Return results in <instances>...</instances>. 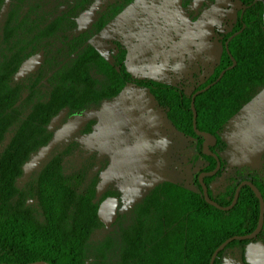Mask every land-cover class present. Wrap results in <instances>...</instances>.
Instances as JSON below:
<instances>
[{"label": "trees", "instance_id": "obj_1", "mask_svg": "<svg viewBox=\"0 0 264 264\" xmlns=\"http://www.w3.org/2000/svg\"><path fill=\"white\" fill-rule=\"evenodd\" d=\"M135 1L0 0V263L210 264L223 242L256 229L259 200L247 186L227 212L207 204L198 181L200 193L164 181L133 206L114 193L98 198L108 163L80 137L92 133V113L129 85L146 90L171 127L197 141L198 154L208 163L202 172L214 170L216 160L203 154V138L195 133L192 95L215 81L232 58L236 61L195 99L197 128L216 137L212 151L219 155L225 126L264 92V0H238L242 9L232 29L221 35L220 60L191 95L178 86L135 78L119 42L113 64L89 44ZM216 1L205 0L197 12L193 0H181V5L195 22ZM96 3L94 18L79 29L76 20ZM242 29L229 41L228 54L226 42ZM32 60L35 65L22 72ZM220 174L204 179L219 205L230 206L245 180L264 197L263 182L249 178L233 180L223 196L214 197L210 186ZM110 196L120 203L118 220L107 229L98 208ZM252 242L264 243V229L255 240L231 242L215 264L234 246L241 248L243 264H249L246 249Z\"/></svg>", "mask_w": 264, "mask_h": 264}, {"label": "rangeland", "instance_id": "obj_2", "mask_svg": "<svg viewBox=\"0 0 264 264\" xmlns=\"http://www.w3.org/2000/svg\"><path fill=\"white\" fill-rule=\"evenodd\" d=\"M160 1L140 0V5L135 2L116 22L105 28L93 41V45L112 62L115 53L114 41H121L125 45L129 40V45L137 46L138 39L141 38L140 34L158 28L154 27V18L151 15L162 14L168 8L171 9L168 12L176 17V25L180 27L176 30L174 38L176 42L180 41L177 52L168 53L165 48L157 54L154 52L141 54L143 52L134 53L133 49L137 50L134 46L130 47L131 50L128 52L127 64L133 70V76L140 79L137 71L140 65H145L142 63L143 59H148L151 63L154 60L171 59V66L162 73L165 77L160 81L176 85L191 95L210 77L214 66L205 75L195 72V68L187 75H185L186 70L180 72L177 69L178 65L181 67L191 63L189 58L179 53V47L185 45V30L182 25L186 16L179 8L178 0ZM149 4L150 8L146 10ZM240 9V5H233L230 2L220 9V16L226 12V17L220 18V24L215 29V38L221 45V35L232 28ZM125 15L129 18L127 19ZM146 49H149V45ZM151 63L147 65H153ZM172 65H175V70ZM140 114H145L147 118L154 117L150 122L147 120L149 124L144 128L151 131V134L146 135V132L142 131ZM96 117L99 125L94 127L91 135L80 137V141L88 149L96 150L100 161L108 163L101 174L98 187L99 199L108 193H114L133 206L152 187L164 181L183 185L200 193L197 178L208 163L199 156L197 141L175 132L147 91L129 85L111 103L104 104ZM78 122L81 125L84 121L81 118ZM220 135L224 146L218 150V153L224 162V167L220 176L210 186L214 197L223 196L228 184L233 180L241 181L249 178L260 180L264 184V92L232 119ZM219 264H243L241 248L234 246L226 250Z\"/></svg>", "mask_w": 264, "mask_h": 264}, {"label": "crops", "instance_id": "obj_3", "mask_svg": "<svg viewBox=\"0 0 264 264\" xmlns=\"http://www.w3.org/2000/svg\"><path fill=\"white\" fill-rule=\"evenodd\" d=\"M135 2L139 4L140 0H136ZM159 2L161 1L159 0ZM178 2H179V8L182 10L180 0H178ZM227 2H230L233 5L236 4L237 6L240 5L242 9V5L238 0H217L216 3L209 10L204 12V14H202V16L195 23L192 22L185 14L186 19H183V25H182L185 30L184 32L185 45L179 47V53L189 58L188 60L191 63L190 65H183L181 67H179L178 65L177 69L180 72L186 70L185 75H187L192 72L193 68H195V72L198 71L199 74L205 75V73L208 74V70L214 66L211 71V74L213 73V70L215 66L218 64L223 51V45H221L219 41L215 38V29L216 26L218 27V25L220 24V18L222 16L223 18L226 17V12L222 16H220V9L224 8V4H226ZM169 10L171 11V9L168 8V10H166L162 14L157 13L151 15L154 18L153 19V22L155 23L154 27H158V28L149 31L143 30L144 32L140 34L141 38L138 39L139 42L137 46L133 44L129 45L130 44L129 40H127L125 42L127 51L129 52L131 50L130 47L133 48L134 46H136L137 50L135 51V49H133L134 53L143 52L141 54H146V53L154 52L157 54V52H160L162 49L164 51L165 48L167 49L168 53L171 52L176 53L178 43L180 41L176 42L174 38L176 37L175 35L176 30H178L180 27L176 25L177 19L176 17L172 16L173 15L172 13L168 12ZM125 17H127V19L129 18V16L127 15H125ZM229 31H227L226 33H228ZM148 45H149V49H146ZM218 49H220V51H218ZM127 63H128V55L126 58V65L129 72L132 73L133 70L128 66ZM142 63H144L145 65H140V68H138L139 70L137 71V75H139L140 78H148V79H154L156 81L157 80L160 81L164 79L165 76L162 75V73L166 72V70L169 69V66H171L172 64V60L171 59L168 61L164 59L163 61L154 60L151 63L149 62L148 59H143ZM148 63L149 64L151 63L153 65H147ZM172 68L173 70H175V65H172ZM149 97L152 98L151 96ZM140 120L142 121V126H143L142 131L146 132V135L148 133L151 134L150 131H147L144 128L146 124H149L148 121L150 122V120H154V117L147 118L145 114H142L140 115ZM147 137L149 138V136Z\"/></svg>", "mask_w": 264, "mask_h": 264}, {"label": "water", "instance_id": "obj_4", "mask_svg": "<svg viewBox=\"0 0 264 264\" xmlns=\"http://www.w3.org/2000/svg\"><path fill=\"white\" fill-rule=\"evenodd\" d=\"M204 1L205 0H193L192 10L197 12L204 4ZM96 8H97V3L88 12H85L79 16V18L77 19V24L79 26V29H81L86 23H88L94 18ZM242 31L243 29L235 33L234 35H232L229 38V40L226 42L225 46H226V50L228 54H230L229 47H228L229 41H231L233 38H235L240 33H242ZM232 61H233V64L230 65L227 69L223 70L215 81H213L211 84H209L205 88L196 91L192 95L191 107L193 111V125H194L195 133L198 136L203 138V154L206 156L213 157L216 160L215 169L210 172H202L198 177V182L200 186L202 187L203 195H204V198L207 204L217 208L218 210L226 211V212L232 210L235 207V205L238 202L239 195H240L242 188L245 186L250 187L259 200L260 216H259L257 227L252 233L248 235H244V236H234V237L227 239L225 242H223L212 255L210 264H215V260L219 252L223 251L231 242L236 241V240H240V241L255 240L257 239L258 235L264 229V197L261 191L252 181L245 180L240 183V185L236 189L234 199L231 205L228 207H223L219 205L216 201L210 198L209 193H208V187L204 182V179L206 177H214L221 171L222 161H221L220 156L217 153L212 151V148L215 147L217 143L216 137L210 133L202 132L197 128V111L195 108V99L198 95L205 93L212 86L220 82V80L223 78L226 72L228 70L233 69L236 66L237 63L233 58H232ZM33 63L34 61H31L28 64L24 65V67L22 68V72L30 70L33 67L32 65ZM81 118H82L81 116L78 117V119H81ZM54 145L55 143L52 144L50 147H48L46 151L41 153L39 157H37V159L33 162V164L36 165L43 158H45V156L48 154V152ZM118 209H119V199L116 197H108L100 203L99 208H98V218L101 221V223L105 225L107 229L111 228V226L118 220ZM246 260L249 264H264V243H261V242L250 243L246 249ZM0 264H7V263H0ZM31 264H46V263L38 262V263H31Z\"/></svg>", "mask_w": 264, "mask_h": 264}, {"label": "flooded vegetation", "instance_id": "obj_5", "mask_svg": "<svg viewBox=\"0 0 264 264\" xmlns=\"http://www.w3.org/2000/svg\"><path fill=\"white\" fill-rule=\"evenodd\" d=\"M180 2H181V0H180ZM135 3V2H134ZM148 4V3H147ZM149 8H150V4L147 6V8H146V10L148 9L149 10ZM181 8H182V5H181ZM183 10V9H182ZM209 10V9H208ZM184 11V10H183ZM206 12V11H205ZM185 13V12H184ZM186 14V13H185ZM204 14V13H203ZM187 15V14H186ZM188 16V15H187ZM202 16V15H201ZM118 20V19H117ZM116 20V21H117ZM77 21V20H76ZM115 21V22H116ZM113 24V23H112ZM110 26V25H109ZM107 28V27H106ZM105 30V29H104ZM103 30V31H104ZM102 31V32H103ZM102 32L99 34V35H97V36H94L90 41H89V44L91 45V46H93L97 51H99L94 45H93V41L96 39V38H98L101 34H102ZM115 42H119L124 48H126V46L125 45H123L122 44V42L121 41H114V46H115V49H114V51H115V53L113 54V56L117 53V50H116V45H115ZM127 49V48H126ZM100 52V51H99ZM128 52V51H127ZM102 55V54H101ZM127 55H128V53H127ZM103 56V55H102ZM104 57V56H103ZM105 58V57H104ZM127 58V57H126ZM106 59V58H105ZM107 60V59H106ZM32 61H34V63L32 64V65H35V60H32ZM108 61V60H107ZM29 62H31V61H29ZM28 62V63H29ZM108 62H110V61H108ZM113 62H114V59H113V57H112V62H110L111 64H113ZM28 63H26V64H28ZM25 64V65H26ZM142 79H148V78H140V80H142ZM149 80H153V79H149ZM156 81V80H155ZM158 82H162V81H158ZM162 83H164V82H162ZM164 84H166V83H164ZM167 85H170V84H167ZM173 86V85H172ZM143 90V89H142ZM146 91V90H145ZM148 93V92H147ZM148 95L149 96H151L149 93H148ZM120 96V95H119ZM152 97V96H151ZM117 98V97H116ZM152 99H153V97H152ZM114 100V99H113ZM113 100H111V101H105V102H103L102 103V105H101V108L98 110V111H95L94 113H92V115H91V117L92 118H94L96 121H95V124L92 126V133H93V130H94V127L96 126V125H99L98 123H99V121H98V117H96L97 116V114H99L100 112H101V110H102V108H103V106H104V104H108V103H111ZM154 100V99H153ZM154 102H155V100H154ZM157 105V104H156ZM163 114H164V116H165V113L163 112ZM140 115H142V114H140ZM82 117V116H81ZM82 119H83V117H82ZM79 120V119H78ZM83 121H84V119H83ZM79 122L77 121L76 122V124L78 125V126H81L82 124H83V122L81 123V125L80 124H78ZM151 132V131H150ZM91 133V134H92ZM90 134V135H91ZM179 135H181L180 133H178ZM84 136H89V135H84ZM145 136V135H144ZM146 138H147V136H146ZM143 141V140H142ZM202 173V172H201ZM200 173V174H201ZM199 174V175H200ZM199 177V176H198ZM197 181H198V178H197ZM200 185V184H199ZM199 187V186H198ZM200 189V188H199ZM110 197H113V196H110ZM108 198V197H107ZM116 198H118V197H116ZM119 199V198H118ZM119 203H120V201H119Z\"/></svg>", "mask_w": 264, "mask_h": 264}]
</instances>
